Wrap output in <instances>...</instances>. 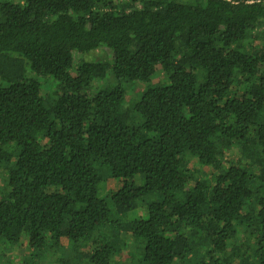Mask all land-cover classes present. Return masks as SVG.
<instances>
[{
	"label": "trees",
	"instance_id": "obj_1",
	"mask_svg": "<svg viewBox=\"0 0 264 264\" xmlns=\"http://www.w3.org/2000/svg\"><path fill=\"white\" fill-rule=\"evenodd\" d=\"M262 30L264 0H0V264H264Z\"/></svg>",
	"mask_w": 264,
	"mask_h": 264
},
{
	"label": "rangeland",
	"instance_id": "obj_2",
	"mask_svg": "<svg viewBox=\"0 0 264 264\" xmlns=\"http://www.w3.org/2000/svg\"><path fill=\"white\" fill-rule=\"evenodd\" d=\"M257 32H255V34H257ZM261 32H263L262 34H264L263 30ZM83 57L87 60H92V61H105L111 58V52L107 48H99V49H95L87 53ZM75 58H77V55L75 56ZM160 78H161V72L160 70H158L156 71V74L153 77L152 81L154 82L155 80H158ZM92 83L94 86H98L99 84H101L99 80H94ZM44 87L46 88L47 85H45ZM107 187L115 189L117 187V183L114 180L109 181L107 184ZM24 242L25 240L22 239V243L20 245L13 247L11 251L7 252L8 254L6 256H8L7 258L9 260L8 264H22V260L27 254V251L25 249L26 244ZM132 248H133V245L130 244L129 249L132 250ZM126 258L127 256L121 259V264H128V262L125 260ZM36 264H54V263H52L51 260L47 259V260H40V261L38 260ZM176 264H181V263L177 262Z\"/></svg>",
	"mask_w": 264,
	"mask_h": 264
}]
</instances>
